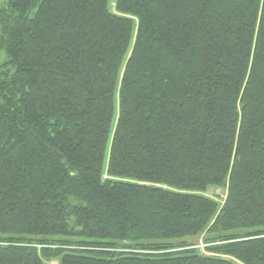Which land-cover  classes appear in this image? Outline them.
<instances>
[{"label":"trees","instance_id":"16d2710c","mask_svg":"<svg viewBox=\"0 0 264 264\" xmlns=\"http://www.w3.org/2000/svg\"><path fill=\"white\" fill-rule=\"evenodd\" d=\"M0 52V264H264V0H8Z\"/></svg>","mask_w":264,"mask_h":264},{"label":"rangeland","instance_id":"374dc122","mask_svg":"<svg viewBox=\"0 0 264 264\" xmlns=\"http://www.w3.org/2000/svg\"><path fill=\"white\" fill-rule=\"evenodd\" d=\"M8 0H0V8L2 7H5L6 4H7ZM7 58H6V55L4 52H0V64H4L6 62ZM205 195L207 197H210V198H213L215 200H217V202L221 203L224 198L226 197V187L223 186V187H220V188H217V187H209L205 193ZM258 229H261V228H257V229H244V230H239V231H236V232H228L226 233V235H230V234H245V233H248V232H252V231H255V230H258ZM205 236L204 235H200L196 238H193V239H189L187 240V243L189 244H193L195 245L197 248H199L200 250H202V252L204 253L203 249L205 247ZM74 240H78V239H74ZM79 240H84V241H91V240H86V239H79ZM52 264H56V262H52Z\"/></svg>","mask_w":264,"mask_h":264}]
</instances>
